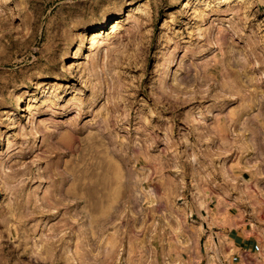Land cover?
I'll return each mask as SVG.
<instances>
[{
  "label": "rangeland",
  "instance_id": "obj_1",
  "mask_svg": "<svg viewBox=\"0 0 264 264\" xmlns=\"http://www.w3.org/2000/svg\"><path fill=\"white\" fill-rule=\"evenodd\" d=\"M0 59L2 264H264V0H0Z\"/></svg>",
  "mask_w": 264,
  "mask_h": 264
},
{
  "label": "crops",
  "instance_id": "obj_2",
  "mask_svg": "<svg viewBox=\"0 0 264 264\" xmlns=\"http://www.w3.org/2000/svg\"><path fill=\"white\" fill-rule=\"evenodd\" d=\"M240 222V218L239 217H231L228 219V223L229 225H234L236 223ZM224 243H227L226 246L228 248H232V250H230L228 258L231 255H234L235 253L239 254L240 252H238V250H245V258L248 259V257H251V250L252 247L256 244V242H254L253 238H251V236H246V235H242L239 234L238 239L235 240H229V239H223ZM242 259V258H241Z\"/></svg>",
  "mask_w": 264,
  "mask_h": 264
},
{
  "label": "bare ground",
  "instance_id": "obj_3",
  "mask_svg": "<svg viewBox=\"0 0 264 264\" xmlns=\"http://www.w3.org/2000/svg\"><path fill=\"white\" fill-rule=\"evenodd\" d=\"M113 28H114V26H113ZM115 28H117V27H115ZM111 30H115V29H111ZM95 34H96L95 32H94V35L92 34L93 37H91V38H92V43H91V44H93L94 41H95V38H96V35H95ZM98 34H100V33H98ZM78 48H80V46H79ZM6 64H7L6 61L0 59V67H1V66H2V67H3V66H6ZM67 68H71V65L69 64ZM121 168H123V167H121ZM120 173H121V176H122L123 178L126 177L125 171L123 172V170H122V172H120ZM123 184H124V183H123ZM172 225H173V227H172V229L170 230V232H171V234H172V237H173L175 243H177V244L180 245V246H184V247L189 246V244L187 243V242H188L187 239H184V240H180V239H179L178 232L176 231L178 224H177L176 222H173ZM212 240H214V239H213V235H212V233H209V234H208V237H207V245H208V247L212 244V242H211ZM184 244H186V246H185ZM187 244H188V245H187ZM231 250H232V249H231ZM228 252H229V251H228ZM196 258H198V257H196ZM196 258H195V259H196ZM0 264H2L1 261H0Z\"/></svg>",
  "mask_w": 264,
  "mask_h": 264
}]
</instances>
